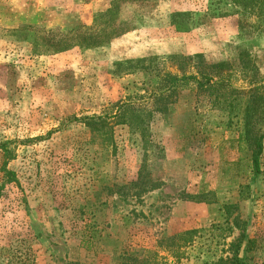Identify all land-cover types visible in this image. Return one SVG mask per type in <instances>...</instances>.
<instances>
[{"label":"rangeland","instance_id":"rangeland-1","mask_svg":"<svg viewBox=\"0 0 264 264\" xmlns=\"http://www.w3.org/2000/svg\"><path fill=\"white\" fill-rule=\"evenodd\" d=\"M238 10L0 0V264H264V144L254 174L239 139L264 26Z\"/></svg>","mask_w":264,"mask_h":264},{"label":"trees","instance_id":"trees-1","mask_svg":"<svg viewBox=\"0 0 264 264\" xmlns=\"http://www.w3.org/2000/svg\"><path fill=\"white\" fill-rule=\"evenodd\" d=\"M231 5L239 9L238 11L243 13L246 17H250L254 20V24L257 28H262L264 26V0H228ZM219 66L213 65L211 68H217ZM208 74H200V80L193 79L188 77L186 82L196 81L197 87L203 91L211 90L217 85L226 84L225 76L219 77L216 81H214V77ZM176 80L175 77H168V82ZM251 89L254 92L255 89L260 88L258 80L251 82ZM175 87V86H172ZM171 87V88H172ZM261 103H259L258 98L252 96L250 98L249 105L246 107L243 115V127L244 133L239 137V139L243 140L248 144L251 154H250V163L251 170L254 174H259L260 172V158L263 153V144H264V125L262 127H258L259 121L264 122V112L263 117H258V110L260 108ZM261 116V115H260ZM261 119V120H260ZM10 175L11 173H7ZM141 174L138 175L137 180H141ZM91 237H87L85 241H82L80 246L84 247L86 250L89 248V244H91ZM87 245L88 247H85ZM233 264H249L246 258L237 259Z\"/></svg>","mask_w":264,"mask_h":264}]
</instances>
